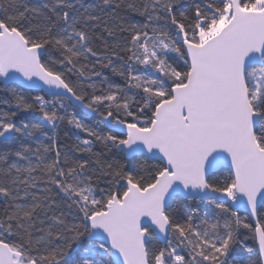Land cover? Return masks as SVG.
Here are the masks:
<instances>
[{
    "label": "snow or ice",
    "instance_id": "snow-or-ice-1",
    "mask_svg": "<svg viewBox=\"0 0 264 264\" xmlns=\"http://www.w3.org/2000/svg\"><path fill=\"white\" fill-rule=\"evenodd\" d=\"M178 2H128L145 19L122 23V0H0V87L11 93L4 103L38 113L53 133L0 113V197L10 201L0 218V264H264V0H198L177 15ZM105 7L112 23L93 12ZM94 78L107 87L97 91ZM18 80L45 94L29 102ZM81 109L109 131L85 124ZM65 120L93 138L77 137L75 151L94 156L95 168L56 146ZM37 133L52 143L11 147ZM95 141L157 163L125 171L94 153ZM94 177L111 178L99 197ZM53 187L69 212L49 217ZM197 201L214 205L211 218L200 216ZM234 206L259 217L255 226ZM40 212L46 228L36 226ZM242 228L254 246L240 238Z\"/></svg>",
    "mask_w": 264,
    "mask_h": 264
},
{
    "label": "trees",
    "instance_id": "trees-1",
    "mask_svg": "<svg viewBox=\"0 0 264 264\" xmlns=\"http://www.w3.org/2000/svg\"><path fill=\"white\" fill-rule=\"evenodd\" d=\"M20 2L23 3L24 0H20ZM38 2H39V0H27V3H29V4H35ZM81 2L87 6H92V5L100 4L101 0H81ZM128 2H134L137 5H139V4L143 3L144 0H122L121 8L116 10L117 22H122V23H142V22H144V19H145L144 17L139 15V13L133 12L126 7V4ZM195 2H198V0H179L178 4L176 6L177 15L179 14L180 11L190 10L193 3H195ZM13 11H14L13 9H9L8 14H12ZM93 12L96 15H100L103 19L109 20V23H112V21L109 19V17L112 14V7H105L103 9V11H101L99 8H94ZM0 15H2V13H0ZM33 22H35V21H33ZM95 32H96V35H98V36L99 35H105L106 36V34L103 33L102 28H97L95 30ZM117 35H118V37L120 35L126 36L127 33H123V34L118 33ZM107 39H108L109 44H112L115 42L114 38H107ZM102 46H103V44L101 41L96 42V47L98 49L102 48ZM85 63H87V65L90 68L93 66H96L97 70H99V66L96 64L95 58H89L87 61H85ZM117 66H119V64H117ZM177 66L178 67L182 66V62H178ZM103 74H104V76H106L108 78V80L110 82H112L114 84H118L121 86H124L126 84L124 77H121L119 75L112 73V71L110 69H103ZM71 78L75 79L76 77L74 75H72ZM94 82L97 84V91H99L101 88L107 87L106 84H101L99 79L94 78ZM15 86H16L15 84H12V87H15ZM84 86H85V89L89 93L92 92V89L87 87V83H85ZM17 91H19L26 98H28L29 102H32V97H34L36 95H44L45 94L42 90H34V89H29V88H25V87H21V86L17 89ZM135 91L136 90H132V92H135ZM129 94H132V93H129ZM51 98L52 97L49 95L45 96V99L50 100ZM5 100H11V93H10V91L0 87V113H2V112H16V116L13 119L18 124L21 122H31V123L41 124L43 130L45 132H47L49 136L53 135L51 126L44 124V122L41 120L38 113L33 112V111H27L26 112V111L19 110L15 107L14 103L13 104L4 103ZM137 100L138 101L141 100L140 96H137ZM69 111H71V110H69ZM78 116L80 119H82V121L85 124H87L91 127H98V130L105 132V133H107L109 131V129L107 127H105L103 124L99 123V118L96 117L94 114L86 115L80 110V112L78 113ZM113 134L119 135L120 133L114 132ZM77 137H79L80 140L93 139L92 137H89L87 135V133L82 132V131L76 129L73 125L68 124L67 120L61 122L55 130L56 146L59 147L62 152H66V151L71 150L72 155L77 159L89 160L90 161V169L89 170H91V169L95 168V164L91 163L95 160V157L92 156L91 154H88V153H82V152L75 151V145L78 143ZM41 142L45 145L52 143V141L46 139L44 136L40 135V133H37L35 136L30 137V138H23L22 137L20 141L11 145V147L13 149H18L20 147V144L23 143L25 146L31 147V148H33V150H35V148L38 147ZM3 150H4L3 146H0V151H3ZM93 152L99 153L101 158L105 162L110 163L114 160L119 161V163L124 166L125 171H128L129 169H131L133 167H138L140 164H143L146 168H151L157 163V161H155L154 159L149 160L146 157H138L136 160H133L132 157L127 158V157H125V154L123 152H120L115 148L109 149L99 141L94 142ZM54 155H55L54 151L51 153H48L49 157H53ZM15 159H16L15 157L11 158V160H15ZM20 163L26 164L27 162L26 161H20ZM97 175H98V173H97ZM224 175H227V173L224 172ZM110 181H111L110 177H100L98 180L95 179V177H94V182L97 185V193L96 194L98 197L100 195L99 189L109 190L112 187ZM122 186H123V181H121V184L118 187H122ZM50 195L56 201V206L53 207V209L48 212L49 217L53 214V212H55L57 214L60 211H64L65 213L69 212V209L67 207L69 201H67L65 198H63L62 194H57V191L54 187H53V190L50 193ZM9 203H10V201H7L4 198L0 197V218L5 217L6 210L10 211V209L8 208ZM185 203L188 205H193L194 202L188 201L185 199ZM195 206L199 207L200 216L207 214L208 217L211 218L213 216L214 211H215L214 205H212L208 201H197V202H195ZM174 207H175V205H174ZM71 211H73V212L75 211L74 206H73V209ZM237 214L241 218L245 219L247 222L251 223V221H250V219L246 213L237 211ZM261 215H264V212H262ZM72 218L73 217L71 215L68 216L69 220H71ZM41 219L45 220L46 222L44 224H41L40 223ZM196 222L199 223V218L197 219ZM36 226L38 228L39 227H45V228L47 227V219H46L43 212L39 213V219L36 221ZM240 231H241L240 238L242 240H246L247 244L249 246H254L255 242L251 239L252 233L249 230L243 229V228ZM154 241H156L155 238H154ZM154 244H156L158 247L163 246V244L159 243L158 241L154 242Z\"/></svg>",
    "mask_w": 264,
    "mask_h": 264
},
{
    "label": "water",
    "instance_id": "water-1",
    "mask_svg": "<svg viewBox=\"0 0 264 264\" xmlns=\"http://www.w3.org/2000/svg\"><path fill=\"white\" fill-rule=\"evenodd\" d=\"M0 79H2V78H0ZM16 84H20L21 87H25V88H29V89L41 90L40 88H37V87H35V86H33V85H29V84H27V83H23L22 80H18V81H16ZM42 91L45 93L46 89H45V90H42ZM49 96H51V95H49ZM81 111H82L84 114H86V115L94 114V113H91V112H89V111H87V110H84V109H81ZM94 115H95L96 117H98L96 114H94ZM98 118H99V117H98ZM117 133H119V132H117ZM118 151H119V150H118ZM129 157H131V156H128L127 158H129ZM146 158L149 159V160L152 159L150 155L147 156ZM234 210H236V211H240V212H243V213H246L247 216L249 217L251 223L253 224V226H255V220H256L258 217H257V218H253V217H251L250 214H249V212L246 211V210L244 209V207H242V206L239 207V208H236V207L234 206ZM157 241H158L159 243L163 244V240H162V239H157Z\"/></svg>",
    "mask_w": 264,
    "mask_h": 264
},
{
    "label": "rangeland",
    "instance_id": "rangeland-1",
    "mask_svg": "<svg viewBox=\"0 0 264 264\" xmlns=\"http://www.w3.org/2000/svg\"><path fill=\"white\" fill-rule=\"evenodd\" d=\"M156 241H157V239H155ZM156 241H154V242H156Z\"/></svg>",
    "mask_w": 264,
    "mask_h": 264
}]
</instances>
